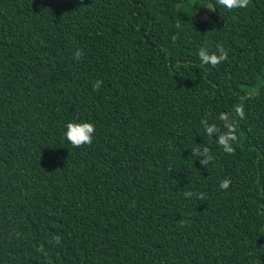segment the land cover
Masks as SVG:
<instances>
[{"label": "trees", "instance_id": "16d2710c", "mask_svg": "<svg viewBox=\"0 0 264 264\" xmlns=\"http://www.w3.org/2000/svg\"><path fill=\"white\" fill-rule=\"evenodd\" d=\"M240 103L227 154L200 122ZM262 213L264 0H0V264H264Z\"/></svg>", "mask_w": 264, "mask_h": 264}, {"label": "clouds", "instance_id": "9594fccd", "mask_svg": "<svg viewBox=\"0 0 264 264\" xmlns=\"http://www.w3.org/2000/svg\"><path fill=\"white\" fill-rule=\"evenodd\" d=\"M216 3L219 6L231 11L233 9H243L247 8L250 4V0H216ZM207 8L210 12L215 11L216 7L214 5H208ZM179 27V25H177ZM217 52L210 53L207 47H201L198 50V57L203 65H211L212 67L217 66L221 62H224L228 59V54L225 51L222 44L216 45ZM84 52L82 49L77 48L73 53V58L80 60ZM103 81L97 80L93 83L92 87L94 91L99 90ZM235 115L229 113L221 112L218 115V119L221 121L224 131L222 132L220 127L216 124H209L207 118L201 120V126L203 127L205 134L209 138H213V134L216 136V143L220 148L227 154H234L235 148L234 144L237 142V121L238 119L245 118L244 106L242 103L237 104L234 108ZM66 131L64 132L65 139L75 148L82 146H91L93 143V136L96 131L94 124L90 122H68L66 124ZM192 155L199 159V163L206 167L214 159L213 154L209 147H195L191 149ZM231 184L229 178H225L220 182L219 187L222 190H227ZM186 198H196L199 200L205 199V194L200 192L187 191L183 194ZM264 214V213H262ZM180 226H184L186 221H178ZM53 240L56 244L60 243V237L58 235L53 237ZM39 251L43 252L41 247ZM46 255V253H45Z\"/></svg>", "mask_w": 264, "mask_h": 264}, {"label": "rangeland", "instance_id": "374dc122", "mask_svg": "<svg viewBox=\"0 0 264 264\" xmlns=\"http://www.w3.org/2000/svg\"><path fill=\"white\" fill-rule=\"evenodd\" d=\"M203 16L205 17V14L203 13Z\"/></svg>", "mask_w": 264, "mask_h": 264}]
</instances>
